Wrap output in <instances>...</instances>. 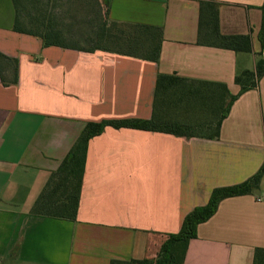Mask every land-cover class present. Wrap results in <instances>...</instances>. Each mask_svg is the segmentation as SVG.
Instances as JSON below:
<instances>
[{
	"label": "crops",
	"instance_id": "0c3cea01",
	"mask_svg": "<svg viewBox=\"0 0 264 264\" xmlns=\"http://www.w3.org/2000/svg\"><path fill=\"white\" fill-rule=\"evenodd\" d=\"M220 2L224 34H250L252 52L197 44L199 0H109V19L163 28L159 61L115 50L44 47L13 30L0 0V51L18 59L0 76V264H110L153 259L213 189L241 183L264 164V76L232 105L217 139L113 128L88 145L75 220L31 209L87 121L149 118L157 75L225 82L253 70L264 0ZM81 14H79V17ZM264 247V177L224 198L197 227L184 264H252Z\"/></svg>",
	"mask_w": 264,
	"mask_h": 264
},
{
	"label": "trees",
	"instance_id": "16d2710c",
	"mask_svg": "<svg viewBox=\"0 0 264 264\" xmlns=\"http://www.w3.org/2000/svg\"><path fill=\"white\" fill-rule=\"evenodd\" d=\"M15 7L13 30L40 37L44 47L56 46L92 50H115L151 62L159 61L163 28L146 24L118 23L109 19V0H12ZM258 33L261 51L253 70L237 71L240 86L234 94L225 82L157 75L149 118L130 117L87 121L60 166L54 170L37 197L31 213L39 216L75 220L85 173L90 140L106 127L136 128L187 138L217 139L223 121L234 102L246 91L257 88L264 76V2ZM79 14L81 16L79 17ZM197 44L252 52L250 34H224L220 28V2L199 0ZM12 68L18 81V59L0 51V76ZM264 177V164L247 180L213 189L206 205L197 206L184 218L179 233L169 235L153 259H113L110 264H184L189 241L197 236V227L207 221L227 197L252 193ZM252 264H264V247H255Z\"/></svg>",
	"mask_w": 264,
	"mask_h": 264
}]
</instances>
